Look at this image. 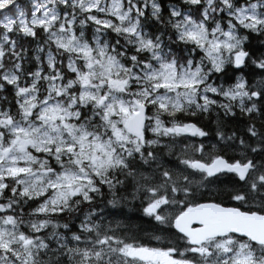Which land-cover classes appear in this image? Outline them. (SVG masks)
<instances>
[{
	"label": "snow or ice",
	"instance_id": "6c2138e0",
	"mask_svg": "<svg viewBox=\"0 0 264 264\" xmlns=\"http://www.w3.org/2000/svg\"><path fill=\"white\" fill-rule=\"evenodd\" d=\"M0 264H264V0H0Z\"/></svg>",
	"mask_w": 264,
	"mask_h": 264
},
{
	"label": "trees",
	"instance_id": "16d2710c",
	"mask_svg": "<svg viewBox=\"0 0 264 264\" xmlns=\"http://www.w3.org/2000/svg\"><path fill=\"white\" fill-rule=\"evenodd\" d=\"M189 143L192 141L189 140ZM138 202L129 201L124 206L126 217H118L126 229L130 230V234L138 236L142 241L148 242L153 233L154 222L149 221L147 217L142 218V213L138 211Z\"/></svg>",
	"mask_w": 264,
	"mask_h": 264
}]
</instances>
